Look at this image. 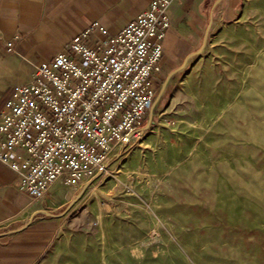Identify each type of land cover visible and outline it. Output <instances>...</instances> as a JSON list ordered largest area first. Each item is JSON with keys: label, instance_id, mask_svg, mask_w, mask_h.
Listing matches in <instances>:
<instances>
[{"label": "rangeland", "instance_id": "rangeland-1", "mask_svg": "<svg viewBox=\"0 0 264 264\" xmlns=\"http://www.w3.org/2000/svg\"><path fill=\"white\" fill-rule=\"evenodd\" d=\"M226 37L170 79L39 264H264V18Z\"/></svg>", "mask_w": 264, "mask_h": 264}, {"label": "built area", "instance_id": "built-area-1", "mask_svg": "<svg viewBox=\"0 0 264 264\" xmlns=\"http://www.w3.org/2000/svg\"><path fill=\"white\" fill-rule=\"evenodd\" d=\"M174 1L151 0L116 34L92 23L14 86L0 109V163L30 198L42 199L58 181L79 188L103 175L130 142L161 80ZM0 40L13 52V40Z\"/></svg>", "mask_w": 264, "mask_h": 264}, {"label": "crops", "instance_id": "crops-1", "mask_svg": "<svg viewBox=\"0 0 264 264\" xmlns=\"http://www.w3.org/2000/svg\"><path fill=\"white\" fill-rule=\"evenodd\" d=\"M150 1L2 0L0 39L13 40V52H6L0 40V109L14 86L28 82L35 66L66 51L72 37L94 22L108 34H116L145 10ZM263 12L264 0L174 1L168 9L170 26L162 42L161 60L172 55L180 56L181 60L168 74L200 48L208 26L202 51L188 58L184 67L205 53L212 40L221 43L250 14L259 13L264 18ZM18 182L19 176L0 163V264H39L57 239L65 219L63 213L75 203L57 215L36 219L26 228L16 230L30 218L66 204L87 182L79 190L55 182L42 201L33 200L21 191ZM56 202L59 205L51 207Z\"/></svg>", "mask_w": 264, "mask_h": 264}, {"label": "water", "instance_id": "water-1", "mask_svg": "<svg viewBox=\"0 0 264 264\" xmlns=\"http://www.w3.org/2000/svg\"><path fill=\"white\" fill-rule=\"evenodd\" d=\"M208 30H209V26L207 27V29H206V31L204 33L200 48L196 52L187 55L185 57V59L183 60L182 64L178 68L172 70L169 74L166 75V77L164 78V80H163V82H162V84H161V86H160V88H159V90H158L153 102L151 103V105H150V107L148 109V116H147V120H146L145 125L143 127L139 128V129H137L135 132H132L130 134V137L133 136L135 133H143L151 125L154 107H155L156 103L158 102V100L160 99L161 95L163 94V92H164V90H165V88L167 86V83L169 82L170 78L174 74H176L178 71H180L184 67V65H185L186 61L188 60V58H190L193 55L200 54V52L202 51V49H203V47H204V45L206 43ZM100 175L101 174H98L93 180L97 179ZM87 185L88 184H86L84 187H82L70 201H68L66 204H64L60 208H58L56 210L44 212L40 216L30 218L21 228H19L16 231H20V230L26 228L27 226H29L36 219H42V218H47V217H51V216L57 215L60 212H62L63 210H65L66 208L70 207L83 194V192H84L85 188L87 187Z\"/></svg>", "mask_w": 264, "mask_h": 264}]
</instances>
